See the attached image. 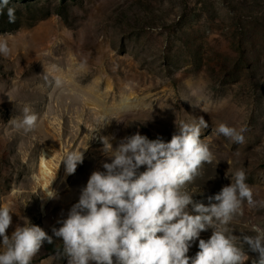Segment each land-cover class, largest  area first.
<instances>
[{"label":"rangeland","instance_id":"1","mask_svg":"<svg viewBox=\"0 0 264 264\" xmlns=\"http://www.w3.org/2000/svg\"><path fill=\"white\" fill-rule=\"evenodd\" d=\"M8 6L16 22H8L5 8L0 36L11 51L0 54V205L11 201L17 213L8 235L27 222L49 235L61 226L57 221L91 173L111 162L100 137H109L113 149L137 132L169 142L181 121L199 117L208 123L200 138L214 159L186 186L193 200L207 205L230 184L225 173L240 168L254 199L264 200V0H9ZM25 105L38 115L30 132L16 127ZM220 123L246 126L245 142L217 134ZM85 148L83 163L66 175L65 153ZM42 150L53 157L54 175L46 181L55 177L56 199H42ZM254 224L264 227V208L245 203L227 227L232 235H254ZM58 248L62 242L53 237L32 264H67ZM198 251L197 240L188 256ZM248 255L252 264L255 254Z\"/></svg>","mask_w":264,"mask_h":264},{"label":"clouds","instance_id":"2","mask_svg":"<svg viewBox=\"0 0 264 264\" xmlns=\"http://www.w3.org/2000/svg\"><path fill=\"white\" fill-rule=\"evenodd\" d=\"M8 5L9 0H0V15L6 8L8 22L15 23L16 9ZM10 51L7 38L0 36V54L8 56ZM37 122L38 115L25 105L16 127L30 132ZM207 127L203 117L181 121L179 133L169 142L160 137L149 140L137 132L121 139L115 149L109 137H100L111 162L102 164L104 171L91 173L78 201L65 219L57 221L61 226L53 227L52 235L30 222L17 224L8 235L16 208L11 201L0 205V246L4 249L0 264H32L43 244L53 243V237L61 240L57 254L67 264H248L249 252L255 254L252 264H264V227L254 224V235L240 236L229 234L227 227L235 216L243 215L245 203L249 208H264V200L254 199L244 169L227 171L230 184L208 197L207 205L194 201L186 190L203 165L214 159L200 138ZM246 131V126L225 123L216 127L217 134L235 144L245 142ZM86 149L65 153L61 161L66 175L74 174L83 163ZM141 166L145 170L138 172ZM53 180L42 199L57 198ZM208 230L210 237L200 238ZM197 240L199 251L189 257Z\"/></svg>","mask_w":264,"mask_h":264},{"label":"bare ground","instance_id":"3","mask_svg":"<svg viewBox=\"0 0 264 264\" xmlns=\"http://www.w3.org/2000/svg\"><path fill=\"white\" fill-rule=\"evenodd\" d=\"M39 168L45 181L51 179L54 175L53 173V157L46 150H42L39 158ZM47 186V181L44 184V189Z\"/></svg>","mask_w":264,"mask_h":264}]
</instances>
